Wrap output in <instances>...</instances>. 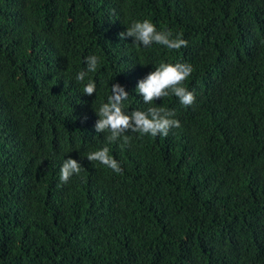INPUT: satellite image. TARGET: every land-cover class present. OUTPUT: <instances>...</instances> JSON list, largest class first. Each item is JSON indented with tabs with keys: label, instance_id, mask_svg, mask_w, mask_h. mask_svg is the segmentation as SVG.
<instances>
[{
	"label": "trees",
	"instance_id": "1",
	"mask_svg": "<svg viewBox=\"0 0 264 264\" xmlns=\"http://www.w3.org/2000/svg\"><path fill=\"white\" fill-rule=\"evenodd\" d=\"M144 20L187 47L120 39ZM161 62L192 66L193 105L143 102ZM117 83L125 114L181 126L108 143L95 110ZM104 146L121 174L87 159ZM0 264H264V0H0Z\"/></svg>",
	"mask_w": 264,
	"mask_h": 264
},
{
	"label": "clouds",
	"instance_id": "2",
	"mask_svg": "<svg viewBox=\"0 0 264 264\" xmlns=\"http://www.w3.org/2000/svg\"><path fill=\"white\" fill-rule=\"evenodd\" d=\"M120 39L133 38V45L148 47L153 43L162 45L171 50L187 47V41L180 35L173 38L170 31H157L155 25L148 20L136 21L127 27L126 31L119 34ZM99 64V58L95 55L86 57V70L76 74V81L83 83L90 72H95ZM193 68L187 63H164L161 62L154 71L150 72L138 82L137 93L142 96L143 102L152 105L154 101L170 94L177 97L184 106H191L195 102V96L188 91L183 82L190 76ZM83 94L91 96L96 92V84L92 81L83 84ZM129 94L120 84H113L111 95L106 103L95 110L99 119L94 127L97 133H108L106 141L114 143L122 140L124 144L129 143L131 137L128 132L147 134L151 136H167L170 129L179 128L180 122L175 119V112L162 107L151 106L146 111L135 110L131 114H125L122 104L127 100ZM89 161H96L110 168L117 174L122 169L117 160L109 155V148L104 146L87 154ZM81 165L75 159H66L60 169L61 183H67L73 174H79Z\"/></svg>",
	"mask_w": 264,
	"mask_h": 264
}]
</instances>
